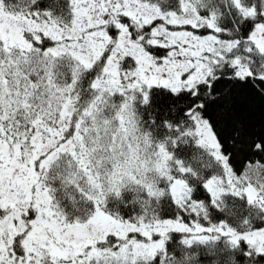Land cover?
<instances>
[{
	"label": "snow or ice",
	"instance_id": "snow-or-ice-1",
	"mask_svg": "<svg viewBox=\"0 0 264 264\" xmlns=\"http://www.w3.org/2000/svg\"><path fill=\"white\" fill-rule=\"evenodd\" d=\"M0 264H264V0H0Z\"/></svg>",
	"mask_w": 264,
	"mask_h": 264
}]
</instances>
